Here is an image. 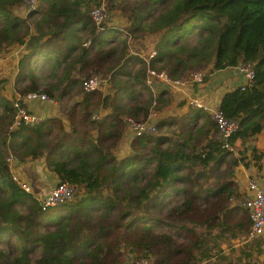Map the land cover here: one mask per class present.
<instances>
[{
  "label": "trees",
  "instance_id": "16d2710c",
  "mask_svg": "<svg viewBox=\"0 0 264 264\" xmlns=\"http://www.w3.org/2000/svg\"><path fill=\"white\" fill-rule=\"evenodd\" d=\"M24 1L0 0V54L23 50L14 93L44 95L59 117L12 127L13 103L0 80V264H264V242L242 240L249 222L232 181L231 171L248 163L221 148L209 116L190 108L157 123L154 135L134 137L126 157L113 155L128 121L143 123L169 105L165 90L151 95L144 86L147 70L175 82L208 67L216 73L249 65L251 82L225 93L216 109L236 124L230 146L264 132V0H39L22 17L14 11ZM101 1L123 14L125 35L90 21ZM152 34L160 36L147 65L124 58L126 35ZM39 66L48 84L38 79ZM106 75L109 93L82 90L81 80ZM9 157L42 159L78 195L40 212L12 183ZM260 158L251 152L257 169ZM237 240L224 255L221 243Z\"/></svg>",
  "mask_w": 264,
  "mask_h": 264
},
{
  "label": "built area",
  "instance_id": "2783aa9c",
  "mask_svg": "<svg viewBox=\"0 0 264 264\" xmlns=\"http://www.w3.org/2000/svg\"><path fill=\"white\" fill-rule=\"evenodd\" d=\"M39 0H25L23 3V15L24 17L37 10ZM89 19L93 25L100 29L102 26L107 25V13L104 3H99L98 6H94L90 9ZM105 27V28H106ZM154 53L147 57L145 64L152 59ZM231 71L238 76L243 78V85L245 87L253 78V71L249 65H240L236 68H231ZM109 75L104 77L101 76H90L81 80L80 85L85 92H101L102 89H106L109 82ZM204 74L195 73L188 76L186 79L180 81L171 82L167 79L163 72H157L154 70H147L144 78V86L150 91L151 95H154V89L159 86L160 89L177 88L185 86H203ZM102 93V92H101ZM105 93V92H104ZM206 91L195 93L184 100L187 107L200 111L201 113L210 117L214 123L216 131L221 138V148L226 152L232 154L234 152V145L230 146L228 140L235 133L237 127L232 121L226 120L220 113L217 112L216 107L212 106L205 99ZM16 95V94H15ZM14 109V128L19 126L32 127L43 120L38 117L35 112L42 105L51 104V102L42 94L29 93L25 96L16 95L13 100ZM154 113L150 112L146 121L143 123H133L128 121L127 125L134 137L148 136L155 134V125L158 123H151L154 117ZM10 158V157H9ZM16 160H7L6 165L12 183L18 187L22 192L30 195V187L26 181L13 170V166ZM79 190L76 186L69 185L67 183H58L51 191L38 201L39 210L42 213L47 212L65 202L74 201L78 195ZM244 197L242 208L245 211L247 220L249 222V229L244 237L245 241L259 240L264 242V188L260 187L256 183V178L253 174L249 175L246 180L244 193L241 194ZM146 264V263H142Z\"/></svg>",
  "mask_w": 264,
  "mask_h": 264
},
{
  "label": "crops",
  "instance_id": "0c3cea01",
  "mask_svg": "<svg viewBox=\"0 0 264 264\" xmlns=\"http://www.w3.org/2000/svg\"><path fill=\"white\" fill-rule=\"evenodd\" d=\"M20 14L22 17L23 15V7L14 13ZM121 24L118 27H115V31H119L123 33V29L126 28V20L122 18ZM110 27V23L107 24ZM109 27H107L109 29ZM118 28V29H117ZM80 38L84 37L83 33H80ZM125 35V34H124ZM159 34H152V35H144L137 39H131L128 35H126V45H127V55L124 58L129 59H138L142 62H146L147 57L152 53V43L159 38ZM89 43L84 44V47H87ZM24 52L21 48H12L5 53L0 54V80L6 82L2 96L9 101H12L13 98L16 96L13 91V81L16 75V68L18 61L22 58ZM123 61V60H122ZM68 66V63L65 66ZM122 64L120 63V66ZM127 66V64H126ZM129 66V65H128ZM136 68H133L135 71ZM210 67L206 68L202 71L204 74V82L203 86L197 87L193 86H185V87H177V88H167L162 89L165 90L169 100V105L161 110L160 112L154 113V117L151 120V123L160 122L162 120H167L173 117H182L185 116L191 109L188 108L184 100L195 94L199 91L202 92L203 90L206 91L205 99L209 102L212 106L217 107L219 101L221 100L222 96L227 93L228 91L234 90L239 86H242L244 81L241 76L235 75L230 69H226L223 71H219L216 73H209ZM72 75L74 76L73 79H77L78 77L74 75L75 71H71ZM159 88V86H157ZM157 89V88H155ZM154 89V93L157 91ZM110 89L107 87L105 89V93H109ZM76 99V98H73ZM72 102H75L76 100ZM53 109L50 113V117H59L58 111L56 106L51 103L49 107L41 106L38 110H36L35 114L40 117L41 120H45L50 118L48 113ZM105 113L98 112L97 116L100 118ZM133 139V135L129 129L128 125H124L122 129V137L116 144L114 148L113 155L116 159H122L126 157L129 153V144ZM234 152L232 153V157L239 159L241 154H244L245 163H248L247 168H244L240 164L235 167L232 172V181L236 184L238 188V192L240 194L244 193L246 180L249 175L253 174L256 178V183L260 187L264 188V132L259 133L251 142H247L241 144L239 141H236L234 144ZM254 151L258 155L261 156L259 161V168H256V165L253 161L250 160V154ZM13 170L22 177L26 183L30 187V195L34 197L36 200H40L47 196V194L53 189L57 184L58 181L56 177L48 172L45 167L44 161L36 160H24V161H15L13 166ZM245 240V239H242ZM234 243H239L237 241H229V242H222L221 248L224 252V248H232ZM225 255V253H224ZM261 261V260H259Z\"/></svg>",
  "mask_w": 264,
  "mask_h": 264
},
{
  "label": "rangeland",
  "instance_id": "374dc122",
  "mask_svg": "<svg viewBox=\"0 0 264 264\" xmlns=\"http://www.w3.org/2000/svg\"><path fill=\"white\" fill-rule=\"evenodd\" d=\"M102 3H104V5H105V7H106V13H107V24H111L110 25V27H109V25H108V27H109V29H111L112 31L114 30V28L115 27H118V25H120L122 22H121V20H123L122 18H125L124 16H123V14L122 13H120V12H117V11H114V12H110V11H108V7H109V5L105 2V1H101ZM100 2V3H101ZM92 7H94V6H91V8ZM106 27V26H105ZM106 29H108L107 27H106ZM118 29V28H117ZM125 28L123 29V32H124V34H125ZM107 34H109L108 32L106 33V34H104L103 36H102V41H106L108 38H107ZM123 34V33H122ZM122 34H119L118 35V37H120V36H122ZM131 39H132V37H131ZM126 41V40H125ZM126 43V42H125ZM127 47V46H126ZM127 55V54H126ZM37 61V60H36ZM40 62V61H39ZM39 62H37L36 64H39ZM67 67H69V66H65V68H67ZM54 71V70H53ZM36 75L39 77L38 79L41 81V84H48L49 82H43V80H44V78H46V77H48L49 76V74L47 73V71L45 70V68L43 67V66H39L38 68H37V72H36ZM157 89H155V90H159V88L158 87H156ZM97 92H99V91H97ZM102 93H104L105 92V90L104 89H102V91H101ZM78 98H76V99H73V101L74 100H77ZM63 103H65L64 101H63ZM51 104H44V105H42L43 107H49ZM53 111V109H51V111L48 113V115L47 116H49L50 117V113ZM100 113V112H99ZM98 117V116H97ZM154 135V134H153ZM7 160H11V161H13L14 160V158H12V157H10V158H8ZM6 160V161H7ZM9 175H10V173H9ZM37 201V200H36ZM50 211V210H49ZM48 211V212H49ZM87 220V221H86ZM85 221H86V227H88V228H92L93 227V224H96V223H98L99 221H101V219H100V217L98 216V217H93V218H90V219H86ZM122 237V234H120L119 233V238L118 239H120ZM240 246V240H239V243H234V246L232 247V248H238ZM228 249L229 248H224V253H225V255H228ZM236 256V255H235ZM235 256H233V257H235ZM233 257H231L230 258V261H231V259L233 258Z\"/></svg>",
  "mask_w": 264,
  "mask_h": 264
}]
</instances>
